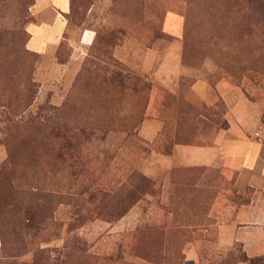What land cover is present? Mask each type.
I'll list each match as a JSON object with an SVG mask.
<instances>
[{"label":"rangeland","instance_id":"1","mask_svg":"<svg viewBox=\"0 0 264 264\" xmlns=\"http://www.w3.org/2000/svg\"><path fill=\"white\" fill-rule=\"evenodd\" d=\"M39 1L0 0V264H264V0H69L33 50ZM218 130L256 164L184 160Z\"/></svg>","mask_w":264,"mask_h":264},{"label":"crops","instance_id":"2","mask_svg":"<svg viewBox=\"0 0 264 264\" xmlns=\"http://www.w3.org/2000/svg\"><path fill=\"white\" fill-rule=\"evenodd\" d=\"M39 2L37 0L36 4ZM44 3L52 5L48 19L42 20L41 24L28 26L31 36L27 46L33 50H39L44 44L55 41L65 28L63 13L68 9L69 0H46ZM190 87L189 95L195 99L203 98V94L208 90L202 80L194 82ZM230 131L232 130H218L207 146L177 144V148L183 158H186L184 160L196 161L201 164L213 165L216 161L222 160L229 168L241 164L246 167L254 166L258 158L259 142L253 138L241 136V134L237 137ZM224 167L227 169V166ZM257 214V210H255L254 215ZM260 216L264 219V214H260Z\"/></svg>","mask_w":264,"mask_h":264}]
</instances>
